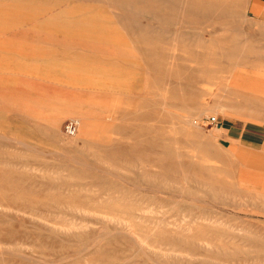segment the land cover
Masks as SVG:
<instances>
[{"label":"rangeland","instance_id":"rangeland-1","mask_svg":"<svg viewBox=\"0 0 264 264\" xmlns=\"http://www.w3.org/2000/svg\"><path fill=\"white\" fill-rule=\"evenodd\" d=\"M0 2V264H264V0Z\"/></svg>","mask_w":264,"mask_h":264},{"label":"bare ground","instance_id":"bare-ground-1","mask_svg":"<svg viewBox=\"0 0 264 264\" xmlns=\"http://www.w3.org/2000/svg\"><path fill=\"white\" fill-rule=\"evenodd\" d=\"M1 3V2H0ZM8 3V2H7ZM10 3V2H9ZM18 3V2H17ZM23 4H24V2H22ZM48 3V2H47ZM14 4H16V3H14ZM25 5V4H24ZM28 5V4H27ZM2 6V5H1ZM7 6H9V5H7ZM13 6V5H12ZM17 6H19V4H17ZM19 8V7H18ZM122 9H125V8H122ZM31 10V9H30ZM69 10V9H68ZM64 11V10H63ZM76 11V10H75ZM1 12V11H0ZM6 12V11H5ZM8 12V11H7ZM19 12V11H18ZM122 12H124V11H122ZM16 13V12H15ZM14 13V14H15ZM22 13V12H21ZM41 13V12H40ZM71 13V12H70ZM72 13H73V11H72ZM75 14H77V13H75ZM80 14H82V13H80ZM124 14H126V13H124ZM13 15V14H12ZM11 15V16H12ZM21 15V14H20ZM24 15V14H23ZM42 15V14H41ZM85 15V14H84ZM127 15V14H126ZM130 15V14H129ZM133 15V14H132ZM131 15V16H132ZM26 16L28 17V13H26ZM86 16V15H85ZM7 17H9V16H7ZM29 17H30V15H29ZM47 18V17H46ZM2 19V18H1ZM72 19V18H71ZM5 20V19H4ZM27 20V19H26ZM8 21V20H7ZM5 22V21H4ZM21 22V19H19V17L18 18H14V19H11V21H10V23H11V25L12 26H10V28H13V27H15V26H17V24L18 23H20ZM92 22V21H91ZM6 23V22H5ZM5 23L3 24V26L5 27L6 25H5ZM26 23V22H25ZM94 23V22H93ZM21 24V23H20ZM23 25V24H22ZM29 25V24H28ZM2 26V25H1ZM26 26V25H25ZM40 29V28H39ZM1 30V29H0ZM12 30V29H11ZM40 32V31H39ZM47 32V31H46ZM6 34V33H5ZM39 34H41V32L39 33ZM38 37H40V36H38ZM50 62V61H49ZM88 69H90V67L88 68ZM258 75V74H257ZM261 76V75H260ZM108 77H110V76H108ZM125 79V78H124ZM96 168V167H95Z\"/></svg>","mask_w":264,"mask_h":264},{"label":"built area","instance_id":"built-area-1","mask_svg":"<svg viewBox=\"0 0 264 264\" xmlns=\"http://www.w3.org/2000/svg\"><path fill=\"white\" fill-rule=\"evenodd\" d=\"M67 128L69 129V131L71 132H75L76 131V125L74 122H70L68 125H67Z\"/></svg>","mask_w":264,"mask_h":264}]
</instances>
